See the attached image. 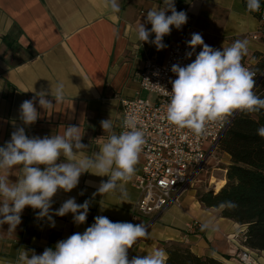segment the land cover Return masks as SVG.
<instances>
[{"label": "crops", "instance_id": "0c3cea01", "mask_svg": "<svg viewBox=\"0 0 264 264\" xmlns=\"http://www.w3.org/2000/svg\"><path fill=\"white\" fill-rule=\"evenodd\" d=\"M158 5L163 6V0H120L121 11L111 14L104 9L103 0H0V146L20 127L29 137L43 138L63 134L67 126L74 125L80 127L81 142L87 146L80 155L98 152L108 138L100 122L111 119L118 134L121 100L141 96L139 73L145 60L156 56L163 63L168 52L184 39H191L193 33H200L207 45L220 50L247 39L248 52L242 64L256 70L264 61V24L244 9L242 0H175L177 11L186 12L188 20L180 30L172 27L163 39L167 47L159 51L155 45L136 39L147 12ZM145 27L150 29L151 24ZM254 35L258 38L253 39ZM154 38L152 34L149 39ZM57 82L65 85L63 102L56 104L49 94L46 98L52 100L53 107L45 110L37 98L40 116L34 124L24 125L19 118L21 103L33 99L35 92L50 93L51 84ZM220 155L227 167L230 156ZM142 163L140 155L136 174L125 185L126 197L118 191L99 194L100 183L108 177L91 173L82 174L71 192L58 190L53 212L72 197L77 203L90 200L84 224H74L69 213L53 216L55 226L51 227L47 218L37 219L39 210L26 207L15 231H8L7 224L0 225V264H16L19 253L25 250L41 254L46 247L54 248L57 241L82 233L97 215L147 226L149 238L140 239L129 249V259L157 249L166 252L165 243L174 242L187 246L198 257L238 264L228 251L233 242L245 246L241 240L246 227L222 218L221 208H205L194 190L186 188L179 204H168L155 216L133 220L139 193L132 184ZM222 172L225 178L226 170ZM17 175L12 170L9 179L14 182ZM224 178L211 177L209 182L220 180L221 186ZM206 222H211V228L202 231L201 224Z\"/></svg>", "mask_w": 264, "mask_h": 264}, {"label": "clouds", "instance_id": "9594fccd", "mask_svg": "<svg viewBox=\"0 0 264 264\" xmlns=\"http://www.w3.org/2000/svg\"><path fill=\"white\" fill-rule=\"evenodd\" d=\"M103 7L111 14L121 11L120 0H103ZM260 0H246L248 12L260 10ZM171 13L168 15L167 13ZM184 11H177L175 0H163V6H156L146 14L144 23L136 31V39L155 45L162 50L165 36L172 27L180 30L187 23ZM151 24L147 29L146 24ZM155 34L154 40L150 36ZM191 58L196 48L201 51L195 60L186 66L173 64L171 72L176 79L170 81V102L166 107V120L179 129H188L195 135H202L209 122L223 123L236 112L245 114L264 109V98L256 95L255 72L242 64L248 52L249 41L236 40L222 50L207 45L200 33H193L186 42ZM65 85L51 84V91L35 92L33 99L24 100L19 107V118L24 125L34 124L40 113L35 101L45 110L53 107L50 94L56 104L65 99ZM107 141L99 146L98 152L81 156L86 149L80 127L69 125L63 134L29 137L23 127L12 132L10 140L0 146V225L7 224L8 231H15L21 224V214L26 207L39 210L37 219H44L55 226L53 216L63 217L69 213L77 226L84 224L90 208V200L77 203L74 197L64 201L52 211L53 197L58 190L71 192L77 187L84 173L108 177L102 181L98 193L120 192L127 195L125 185L136 174V165L146 144L145 132L137 128L134 119L126 117L117 134L111 119L100 122ZM257 135L264 138V126L257 129ZM63 158V159H61ZM16 170L17 179H9V173ZM83 191L80 195H83ZM96 194H93V198ZM220 208H234L232 201H224ZM103 210V207L101 208ZM211 228V222L201 224V230ZM149 238L145 224L113 222L107 216L97 215L94 223L82 233L75 232L56 242L54 248L46 247L41 254L35 250L19 253L16 264H166L167 253L163 249L151 254L129 259V249L140 239Z\"/></svg>", "mask_w": 264, "mask_h": 264}, {"label": "built area", "instance_id": "2783aa9c", "mask_svg": "<svg viewBox=\"0 0 264 264\" xmlns=\"http://www.w3.org/2000/svg\"><path fill=\"white\" fill-rule=\"evenodd\" d=\"M258 15L260 22L264 24V8L258 11ZM252 38L257 39L258 36L254 35ZM189 40L186 38L181 45L173 47L163 63L158 62L156 56L145 60L139 73V85L141 91L156 96L155 103L139 96L121 100V125L126 117H131L137 128L145 132L146 139L140 154L143 158L141 172L132 184L139 193L134 208V221L138 217L155 216L168 204H179L180 195L188 188L189 182L202 171L207 160L214 156L220 140L239 113H234L223 123L209 122L205 132L199 136L167 122L166 107L170 102L169 92L172 89L170 81L177 78L171 72V67L173 64L186 66L202 50L198 46L192 57L186 58V52L191 51L186 43ZM244 66L256 74V93L264 79V72L258 73ZM123 130L120 126L118 134ZM243 241L242 238L241 243ZM228 253L238 264H264V252L251 250L239 243L233 242Z\"/></svg>", "mask_w": 264, "mask_h": 264}, {"label": "trees", "instance_id": "16d2710c", "mask_svg": "<svg viewBox=\"0 0 264 264\" xmlns=\"http://www.w3.org/2000/svg\"><path fill=\"white\" fill-rule=\"evenodd\" d=\"M246 10V0H242ZM260 9L264 0H260ZM258 18V12H251ZM255 70V69H253ZM256 72H264V61ZM256 95L264 98V79ZM264 126V109L245 114L239 112L230 128L219 142L218 150L230 156L224 182L214 191L197 192L196 199L205 208L219 209L224 201H232L234 208H221L222 218L245 226L244 245L256 251H264V138L257 129ZM166 264H224L212 258L198 257L179 243H165Z\"/></svg>", "mask_w": 264, "mask_h": 264}, {"label": "rangeland", "instance_id": "374dc122", "mask_svg": "<svg viewBox=\"0 0 264 264\" xmlns=\"http://www.w3.org/2000/svg\"><path fill=\"white\" fill-rule=\"evenodd\" d=\"M140 97L149 100L151 103L156 102V96L145 91H142ZM216 152L218 154L215 153L214 156L207 160L202 171L189 182L187 187L190 190H194L195 193L212 191L209 183L211 177L216 179L224 178L222 171L226 169V160L220 155L221 152L219 150Z\"/></svg>", "mask_w": 264, "mask_h": 264}, {"label": "bare ground", "instance_id": "6f19581e", "mask_svg": "<svg viewBox=\"0 0 264 264\" xmlns=\"http://www.w3.org/2000/svg\"><path fill=\"white\" fill-rule=\"evenodd\" d=\"M209 183L213 190H217L220 187V180H214L213 182L211 181Z\"/></svg>", "mask_w": 264, "mask_h": 264}]
</instances>
